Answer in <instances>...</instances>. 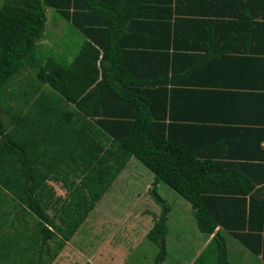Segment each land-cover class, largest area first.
Wrapping results in <instances>:
<instances>
[{"label":"trees","instance_id":"1","mask_svg":"<svg viewBox=\"0 0 264 264\" xmlns=\"http://www.w3.org/2000/svg\"><path fill=\"white\" fill-rule=\"evenodd\" d=\"M159 1L164 2L151 8V0H3L0 190L10 195L16 214L7 220L3 216L9 211L0 213L1 230H8H0V264H53L132 160L153 174L155 184L164 183L186 200L200 231L214 235L194 264L204 262L212 245H217L218 264H231L224 231L264 258V199L258 198L264 193V149L257 158L239 155L245 143L264 142V129L257 137V129L238 121L231 129L178 132L175 90L169 95L168 89L170 70L178 71V57L170 50L183 51L172 34L202 29L220 34L217 38L223 40H214V47L225 37L241 43L251 34L263 39L264 0H241V13L230 14L235 24L224 21L227 11L221 15L209 9L222 0L203 5L201 0H176L196 1L197 6L190 8L186 24L174 25L169 10L174 0ZM48 9L85 37L72 63L56 57L36 63ZM150 12L154 18L145 19ZM215 15L220 18L207 20ZM256 16L263 20L255 22ZM28 67L37 71L38 82L30 88L32 96L19 92L15 98L14 80ZM44 86L51 91H43ZM37 95L25 112V105H11ZM223 142L229 151L225 157L207 153ZM56 185L65 196L57 194ZM154 193L163 207L147 238L158 248L156 264H163L171 208L156 189Z\"/></svg>","mask_w":264,"mask_h":264},{"label":"rangeland","instance_id":"2","mask_svg":"<svg viewBox=\"0 0 264 264\" xmlns=\"http://www.w3.org/2000/svg\"><path fill=\"white\" fill-rule=\"evenodd\" d=\"M2 3L3 0H0V6ZM48 10L45 36L41 44L39 42L41 46L36 48V63L41 64L49 57H56L63 63H72L85 42V37L64 21L57 11ZM57 27L61 28L60 32L56 30ZM48 39L53 40L59 47V54L48 45ZM37 82L35 69H23L14 80L12 95L17 98L16 95L23 92L25 96H32L30 88ZM46 90L51 91L44 86L43 91ZM16 104L11 102L13 107ZM10 118L11 113L6 116L7 123ZM134 162L119 176L53 264H156L158 248L147 238L163 207L155 198V189L171 208L168 217L169 233L166 238L168 256L163 264H194L195 259L192 258L201 249L202 237L206 235L200 231L191 205L164 183L155 184L153 174L143 165L138 169ZM55 190L60 196L66 195L60 185H56ZM10 203L6 204L5 211L9 213L3 219L11 220L16 214L14 205ZM1 231L8 230L3 228ZM234 245H237L236 242L229 239L228 256L231 264L258 263L259 260L252 254L250 256L244 248L240 249L245 251L246 259L243 254L238 256ZM216 247L212 245L204 253L202 264H218Z\"/></svg>","mask_w":264,"mask_h":264},{"label":"crops","instance_id":"3","mask_svg":"<svg viewBox=\"0 0 264 264\" xmlns=\"http://www.w3.org/2000/svg\"><path fill=\"white\" fill-rule=\"evenodd\" d=\"M151 1L154 3V5H151V8H155L159 6L161 2H164L158 0L157 4L154 2L156 0ZM207 1L208 0H201L199 2L203 5L204 3H207ZM195 2L196 1L176 2V0L172 2L169 10L171 9L173 13L171 20L173 25L185 23L190 8L197 6H193ZM161 5V7L164 6V4ZM241 5V0H222L219 5L217 4L216 8L211 6L209 9L211 12L221 15L227 11L229 17L227 16V18H224V21L226 20L229 23L233 22L235 24V21L231 18L230 14H233L236 10V12L241 13ZM148 6L150 7V5ZM48 11L49 10H47V15L49 13ZM86 13L88 12L82 14ZM126 18H131L129 13ZM147 18H154L153 13L150 12V15L145 19ZM219 18L220 17L215 15L209 19H200L213 21ZM192 19L195 20V18ZM262 20L261 16H256L254 18L255 22H261ZM64 21L72 26L69 20L64 19ZM52 22H54L53 18ZM195 24L196 23L194 22L193 25ZM56 30L60 32L61 28L57 27ZM217 36H220V34L209 33L204 31V29H202V33L200 31H183L179 34H172V40L177 38V40L180 41V43H178L179 47L183 49V51H178V53L174 52V50H170L171 55L178 57V71L172 72V70H170L169 75L171 82L170 85H168V89H172V91L169 92V95H173V91L175 90L174 116L177 123L176 130L179 132L180 128H184L185 130H192L194 134L195 132L198 134L199 132H205V130H208L213 126L231 129L233 128L232 125L236 126V122L245 121L243 122L245 124H242V126L249 127L250 129H252V127L257 129L256 134H258L256 136L258 137L261 134L258 131L264 129V100H256L258 95L264 96V38L262 39L261 35L251 34V36L244 37V42L241 43L231 41L232 37H227V39L225 37L224 42H221L214 47V40H223V38L219 39ZM205 40L206 42H204ZM48 45L52 46L55 53H58L59 47L55 45V42L53 43V40L48 39ZM188 45L190 46L188 51H186L185 47ZM36 97H33L30 102H23L21 106H25L21 112L27 111L37 99ZM17 105L18 103L14 108ZM25 114L26 113H21L20 115L24 116ZM185 130L181 132L184 133ZM248 134L250 133H246V135ZM225 143L226 142H223L222 144L218 143L217 148L213 149L210 147L211 150H207L208 152H206L209 154L214 153L217 157L219 155L225 157L229 153L227 149H224ZM204 144L210 145L209 142L203 141L202 145ZM245 144V148L241 149L239 155L250 159L261 157L260 152L261 148L264 149V142L260 146L256 140H252L251 145L247 143ZM191 146H195V144H192ZM227 146L230 147L228 144ZM199 151L203 153L205 150L201 148ZM1 196L7 197V200L3 202ZM9 196V194L6 195V193L0 190V213H2L3 208V211L6 212L5 207L8 202H11L12 205H14ZM219 229L220 227L217 228V231ZM223 234L226 239L227 248L229 239H233L237 244L233 247L238 253V256L243 254L246 259L245 251H242L240 248H244V250H246L251 256V251L235 239L231 233L224 231ZM213 237L214 235L202 237V247L197 254L193 256L192 259H195L193 263L201 257ZM238 244H240L241 247L238 246ZM253 256L259 260L257 264H264V258L262 255Z\"/></svg>","mask_w":264,"mask_h":264},{"label":"water","instance_id":"4","mask_svg":"<svg viewBox=\"0 0 264 264\" xmlns=\"http://www.w3.org/2000/svg\"><path fill=\"white\" fill-rule=\"evenodd\" d=\"M260 199H264V193L261 194V197H258Z\"/></svg>","mask_w":264,"mask_h":264}]
</instances>
